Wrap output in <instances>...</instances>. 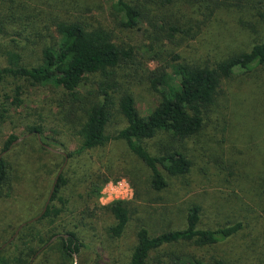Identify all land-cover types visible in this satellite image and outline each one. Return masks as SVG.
Listing matches in <instances>:
<instances>
[{
    "label": "trees",
    "instance_id": "16d2710c",
    "mask_svg": "<svg viewBox=\"0 0 264 264\" xmlns=\"http://www.w3.org/2000/svg\"><path fill=\"white\" fill-rule=\"evenodd\" d=\"M33 1L0 0V44L5 41L0 56L6 61L0 65V124L9 117L10 106L21 105L24 88L53 87L52 111L47 116L35 109L26 114L37 116L35 120H27L29 133L40 136L49 123L55 136L71 134L77 147L67 153L69 159L75 154L102 148L111 140L124 141L129 151L149 169L147 186L160 199L173 181L189 184L195 161L188 143L198 142L209 122L216 120L219 124V118L212 120L211 114L225 83L235 78L258 83L264 77V39L253 43L248 50L232 52L213 63L201 57L183 56L178 51L179 44L196 37L199 27L195 30L198 20L193 16L177 14L178 2L180 5L203 2L210 12L205 19L224 9L251 10L264 21V0H112L109 21L93 12L99 5L97 0H36L35 6ZM41 4L49 6V10L36 7ZM175 5L176 10H171ZM89 13L96 17L95 25L85 20ZM139 22L147 24L146 50L150 57L142 55L118 34L121 29H116L133 27ZM46 29L51 31L49 39L39 44L42 30ZM31 35L37 39L30 38ZM170 45L173 48L166 50ZM149 60H156L157 65L150 68ZM8 79L14 84L13 95L4 91L3 85ZM137 84L145 85L157 98L145 115L136 105L134 87ZM119 121L121 126L111 131ZM16 139L10 135L5 140L2 152L6 156ZM37 142L41 150L48 151ZM154 146L156 150L152 152ZM6 156L0 158V196L11 197L5 189L9 184ZM62 158L50 179V189L64 155ZM69 168L68 162L54 184L44 211L50 189L45 200L41 198L35 211L39 217L30 223L26 221L15 240L8 241L10 236L0 239V264H47L51 259L56 264H73V255H81L87 247L77 232L57 222L67 202L60 192L70 179ZM98 175L95 174L96 180ZM91 177L94 174L86 183L88 192L94 191L97 184ZM145 192L144 187H136L135 200L142 201ZM54 200L60 206L50 203ZM130 205L131 202L115 200L102 207L114 218L107 230L110 237L122 236L131 215L137 212V207ZM203 207L201 202L188 201L184 225L179 227L169 224L153 230L139 219L135 244L124 264H223L213 254L190 258L173 248L183 243L199 249L214 246L242 229L241 220L215 227L203 226ZM162 210L165 212L164 206ZM53 237L58 242H51ZM17 247L21 248L20 252H15ZM23 253L30 260H24ZM43 253L49 256L38 260ZM53 255L56 257L50 258Z\"/></svg>",
    "mask_w": 264,
    "mask_h": 264
},
{
    "label": "rangeland",
    "instance_id": "374dc122",
    "mask_svg": "<svg viewBox=\"0 0 264 264\" xmlns=\"http://www.w3.org/2000/svg\"><path fill=\"white\" fill-rule=\"evenodd\" d=\"M111 1L97 0L99 5L93 12L105 16L109 21L107 15ZM32 3L34 6L37 4L36 0ZM206 5L203 2L180 5L178 2L177 14L193 16L198 20L195 30L199 27L196 37L186 39L179 44L178 51L183 56L201 57L213 63L232 52L248 50L253 43L264 39V21H260L253 11L229 12L222 9L205 19V15L210 13ZM36 7L49 10V6L43 4ZM175 8L176 5L171 10H176ZM103 9L105 10L102 12ZM59 14L63 15V13ZM85 20L94 25L97 23L96 17L91 13L86 14ZM146 27L147 24L139 22L133 27L116 29H121L118 34L131 42L142 55L150 57L146 50V45L149 43ZM28 32L32 34L29 29ZM42 34L41 39L38 37L39 44L47 42L51 31L42 30ZM30 38L37 39V36L31 35ZM4 44L5 41L0 44V54ZM171 48L173 47L170 45L166 50L169 51ZM5 63L4 58L0 56V65ZM148 65L154 68L157 62L149 60ZM9 81L11 79L4 83V91L13 95L14 84ZM257 81L263 86L258 87V83L240 78L225 83L224 92L211 114L212 120L214 117L219 118V124L216 120L209 122L200 140L196 143H188L189 153L195 161L188 178L189 184L181 185L176 180L173 181L170 188L162 193V199L156 197V193L147 186L150 175L147 166L129 151L122 140H111L102 148L89 153L75 154L70 159L67 156L65 165L70 163L68 170L70 179L60 192L67 202L57 222L77 232L82 239H85L87 245L82 249L81 255H76L73 262L75 264L126 263L135 244V231L139 219L153 230L169 224L176 227L183 226L184 210L188 201L195 200L204 206L203 226L215 227L241 220L243 227L233 237L214 246L199 249L183 243L173 248L190 258L213 254L221 258L223 264H264V181L262 179L264 178V77ZM52 88L49 86L24 88L20 97L21 105L10 106L7 114L9 117L0 124V153L5 140L10 135L16 138L23 137L17 142H15L17 139L13 140L14 143L7 156L6 152L1 155L6 156L9 184L5 189H8L11 197L0 196V239L13 236L18 228L17 225L26 224V221L36 217V208L39 203L41 204V198L45 200L47 196L50 179L54 175L56 165L63 161V153L67 154L77 147L71 134L63 133L64 135L61 136L52 134L49 123L43 134L39 136L40 140L37 135L29 133L26 127L28 119L37 118L36 115L26 116L28 111L41 110L43 116H47L50 110L52 111L50 100L51 93L54 92ZM134 95L142 115L147 114L149 108L157 102V98L145 85L137 84L134 87ZM120 126L121 121L114 123L111 131ZM52 139L57 140V143ZM37 141L60 153L48 148H46L48 151L41 150ZM151 148L152 152H155V146ZM91 174H94V178L91 179L97 184L93 187L94 191L88 192L86 183ZM95 174H99V179L96 180ZM119 186L126 188L127 194L123 193ZM136 187H144L146 191L142 201L135 200ZM115 200L131 202V207H137V212L131 215L120 238H112L107 233L114 218L108 211L102 209ZM50 203L60 206L57 200ZM162 206L165 207V212ZM17 235L18 233L14 236V240ZM51 242L58 240L54 237ZM14 250L20 252L21 248L17 247ZM46 256L49 255L43 253L37 259L44 260ZM54 256L56 257L53 255L50 258ZM23 257L24 260L31 258L26 257L25 253ZM47 264L56 263L51 259Z\"/></svg>",
    "mask_w": 264,
    "mask_h": 264
},
{
    "label": "water",
    "instance_id": "95a60500",
    "mask_svg": "<svg viewBox=\"0 0 264 264\" xmlns=\"http://www.w3.org/2000/svg\"><path fill=\"white\" fill-rule=\"evenodd\" d=\"M37 137H38V139L40 140L39 135H37ZM22 138H23V137L18 138L15 142L21 140ZM13 143H14V142H13ZM40 143H41L44 147L48 148V149L51 150V151L59 152V151L55 150L54 148H52V147H50V146H48V145H46V144H43L41 141H40ZM2 153H3V152H2ZM2 153H0V158H1ZM59 153H60V152H59ZM61 153H62V152H61ZM63 155H64V157H65V161L63 162L62 166H61V167L59 168V170H58V173H57V175H56V177H55L54 183H53V185L51 186V189H50V191H49L48 198L46 199V202H45V205H44L43 211L45 210L46 206L48 205V203H49V201H50V197H51V195H52V193H53V190H54V184H55V182H56V180H57L59 174L61 173V171H62V169H63V167H64V165H65V162H66V160H67V154L63 153ZM43 211H42V212H43ZM38 217H39V216L34 217V218H32L31 220H29L28 222H31V221L37 219ZM24 224H25V223H22V224H20V225L18 226V228L15 230L13 236H11L10 239H9L8 241H11V240L14 238V236L18 233V231L21 229V227H22ZM53 238H54V237H53ZM53 238H52V239H53ZM5 245H6V243L3 244L2 247L5 246ZM73 257H74V259H75V258H76V254H74ZM74 264H75V263H74Z\"/></svg>",
    "mask_w": 264,
    "mask_h": 264
},
{
    "label": "built area",
    "instance_id": "2783aa9c",
    "mask_svg": "<svg viewBox=\"0 0 264 264\" xmlns=\"http://www.w3.org/2000/svg\"><path fill=\"white\" fill-rule=\"evenodd\" d=\"M119 188L122 189V192L123 193H126L127 194V189L126 188H124L123 186H119Z\"/></svg>",
    "mask_w": 264,
    "mask_h": 264
}]
</instances>
